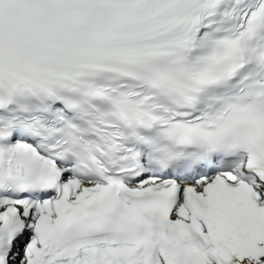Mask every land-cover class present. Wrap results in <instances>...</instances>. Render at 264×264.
Segmentation results:
<instances>
[{"label":"snow or ice","instance_id":"6c2138e0","mask_svg":"<svg viewBox=\"0 0 264 264\" xmlns=\"http://www.w3.org/2000/svg\"><path fill=\"white\" fill-rule=\"evenodd\" d=\"M0 264H264V0H0Z\"/></svg>","mask_w":264,"mask_h":264}]
</instances>
